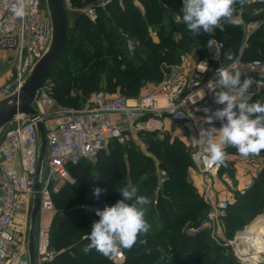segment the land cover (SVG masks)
I'll use <instances>...</instances> for the list:
<instances>
[{
	"label": "built area",
	"instance_id": "obj_1",
	"mask_svg": "<svg viewBox=\"0 0 264 264\" xmlns=\"http://www.w3.org/2000/svg\"><path fill=\"white\" fill-rule=\"evenodd\" d=\"M65 9L73 15L83 16L95 22L98 12L112 4L122 6L124 0H97L78 9L71 7L70 0H63ZM134 3L140 0H131ZM15 0H0V50L9 54L15 67L11 83L0 91V100L17 92L36 62L48 50L52 39L51 20L46 7L40 0H28L27 15L17 18L11 11ZM264 10V0H248ZM258 13V12H257ZM217 41V40H216ZM224 42H218L202 59H194L187 67L175 71L150 93L129 100L121 95H107L100 91L87 100L85 106L75 109L57 107L52 97V87L44 84L38 90L32 108L33 117L18 115L0 130V264H29L25 226L19 227V212L24 210L23 221L27 222L35 184L39 190V222L34 232L35 264H50L55 253L50 248L49 229L42 227L45 215H54L52 195L63 186L73 185L75 179L70 170L80 162L94 165L99 154L110 141L123 143L127 136L139 133L170 134L177 127L187 134L186 147L190 167L197 171L204 202L208 204L210 223L222 221L229 206L226 200H216L208 180L215 178L220 168L205 166L198 162L201 152L196 141L200 131L207 129L204 122L205 107L215 111L223 105L215 103L217 69L233 65V71L241 72V81L252 79L249 88L251 100L264 90V62L242 61L240 56L227 64L222 61ZM127 47L132 49L130 42ZM216 49L219 51L217 57ZM202 64V63H205ZM203 90V99L199 91ZM183 113V116L177 115ZM37 122L44 128L45 153L38 170L39 136ZM54 123L51 126V123ZM217 129L220 121H214ZM46 127L48 129H46ZM253 157H241L244 166H250V177L264 170V164L252 163ZM47 174L43 178L42 166ZM256 173V174H255ZM211 185V186H210ZM249 190V184L245 187ZM83 210L95 214L99 206H82ZM201 228H192L188 237H194ZM227 244H224L226 247ZM110 264H124L126 256L120 251L107 256ZM234 258L240 260L237 252ZM248 255L242 259L251 262Z\"/></svg>",
	"mask_w": 264,
	"mask_h": 264
},
{
	"label": "trees",
	"instance_id": "obj_2",
	"mask_svg": "<svg viewBox=\"0 0 264 264\" xmlns=\"http://www.w3.org/2000/svg\"><path fill=\"white\" fill-rule=\"evenodd\" d=\"M70 1L71 7L78 9L97 0ZM40 3L44 6L45 0H40ZM140 4L143 6V13L133 6L131 0H125L123 9L117 4H112L105 11L98 12L95 22H90L79 15L70 17L66 49L45 80L52 77V96L57 102L63 105L70 104L72 108L79 109L81 108L79 100L85 102L95 91L112 95L116 89L121 96L132 98L142 83L160 82L168 67L177 65L181 54L190 51L192 46L198 59L205 57L209 52L206 47L209 39L218 42L223 39L225 42L222 52V61L225 64L231 62L225 60L224 53L228 51L233 53L234 59L240 56L245 62L256 59L264 61V26H259L246 42L241 24L236 26L225 24V34L217 28L214 36H209L207 33L193 36L182 21L178 25H173L172 22L175 14L182 19L180 9L183 0H140ZM259 8L258 5L247 3L241 10L237 5L241 19L252 22L259 18L252 14ZM164 20L170 21L172 27H166ZM148 30L155 31L160 41L151 42ZM122 34H128L129 37L139 40L147 49L142 47L130 54L125 47V38ZM173 35H179L180 38L174 41L171 38ZM90 64L94 66L88 67ZM72 86L75 87L74 92L80 91L82 95L75 94L74 98L70 99ZM258 100L264 103V90L250 103ZM155 135L156 133H146L144 137L151 158L137 161L134 159L131 163L133 167H144L141 175H149L146 180L140 182V185L138 184L140 194L146 195L149 199L154 194L157 182L152 175L154 167L152 160L168 175V179L163 180V186L156 198L155 212L160 220V228L156 233L140 237L131 249H121L126 256L124 264L235 263L229 247H217V251L205 260L204 251L207 246L202 243L200 234L190 238L175 232L191 220L189 216L192 212L187 210L191 204L187 205V203L198 199V195L190 185L180 179L182 175L180 164L190 166L187 153H184L185 146L179 142L168 143L166 139H159ZM107 146L111 149L122 147L115 141L108 142ZM233 149L235 148L228 147L225 151L230 152ZM101 153L94 165L80 162L71 169L70 175L75 179V184L63 186L57 194L52 195L53 204L59 198L63 199V202L59 208H55L49 227L50 248L55 253V258L50 264H95L82 255L93 254L94 257L102 255L95 249L87 254L83 252V248L90 243L87 236L92 224L98 221L99 217L96 213L90 214L83 210L81 208L83 204L80 205V201L86 204L94 187L103 189L100 179L95 175L98 173L100 177L102 171H106L111 157L108 153L102 158ZM119 159H122L121 153ZM262 184H264V171L255 180L251 193H257ZM120 187L122 186L117 183V188ZM82 191L86 192V196L83 197ZM119 198H122L120 192L109 191L103 201L111 206ZM176 199L178 201L175 202ZM254 199L262 201L259 195ZM243 207L239 204L229 205L227 208L226 213L227 215L229 213V216L226 217L237 221L233 225L235 231L246 225L247 214L252 212L251 207L254 206ZM259 210L264 211V206H260ZM73 231L77 232L73 233ZM140 240L146 243H141ZM106 260L105 256L101 264H110Z\"/></svg>",
	"mask_w": 264,
	"mask_h": 264
},
{
	"label": "rangeland",
	"instance_id": "obj_3",
	"mask_svg": "<svg viewBox=\"0 0 264 264\" xmlns=\"http://www.w3.org/2000/svg\"><path fill=\"white\" fill-rule=\"evenodd\" d=\"M125 1V0H124ZM123 1V3H124ZM133 6H136L141 13H143V6L140 4V2L134 3L132 2ZM120 8L123 9V4L122 6H119ZM258 12V13H257ZM264 10H259L255 9L253 11V16H259L257 21L252 22V21H245L241 19V25L243 26L244 30V42L247 41V38L253 35L255 32L254 27L257 26H264ZM237 14L240 15V11L237 10ZM262 14V16L260 15ZM261 16V17H260ZM71 14L68 13V19L69 21L71 20ZM241 17V16H240ZM172 22L173 25H178L179 22L182 21L176 14L172 17ZM166 27H172L170 24V21L164 20ZM149 38L151 42L156 43L157 41H160L159 36L155 33L153 30H148ZM222 34H225V31L222 32ZM122 37L125 38V47L129 51L130 54H133L136 49L139 48H145L143 44L140 43L139 40L131 38L128 36V34H122ZM171 38L174 39V41H177L180 36L179 35H173ZM218 41V40H217ZM130 42L132 45V49L127 47V43ZM219 42H224L223 39ZM225 44V42H224ZM147 49V48H145ZM198 55L196 51L194 50V47L192 46L190 51H187L180 56V61L177 65L170 66L167 69V72L163 73V78L160 82L157 84L155 83H142L139 88L136 90L137 92L134 94L132 98H127L129 100H133L138 98L141 95L150 93L154 90L155 87L159 86L160 83L166 79L170 74H172L175 71H180L183 70L187 67V64L191 62L194 59L197 58ZM6 63L1 60V55H0V91L3 90L6 86H8L11 81L13 80L15 76V67L16 65L13 64L12 59L7 55L5 56ZM261 61V60H260ZM264 62V61H262ZM89 66H94V65H88ZM1 75L3 78H1ZM52 78V77H51ZM49 78L47 81H45V84L48 86H51L53 88L52 84V79ZM75 87H71L70 91V99L74 98L75 94L82 95L81 92L79 91L78 93L74 92ZM100 91V90H97ZM97 92L95 91L94 93L91 94V97L96 94ZM112 95H120L119 90L116 89V92ZM53 97V96H52ZM55 104L57 107H60L61 109H70L72 108L71 105L69 104H62L56 101V99L53 97ZM87 103V100L85 102H82L79 100L80 107L85 106ZM54 123H51V126H53ZM46 129H48L46 127ZM176 130L179 131L177 136L178 138H174V135L171 134H156L155 137L159 139H166L168 143H181L182 145L185 146V154L188 151V148L186 147V138L187 134L182 130L181 128L177 127ZM146 133H139V134H131L126 137L125 141L119 145L122 147L119 148H114L111 149L110 146L105 147L103 152L101 153L100 157L106 156L108 153L110 154L111 159H109L110 163L107 164L106 166V171H102L99 179L102 184L103 189H107L106 193L102 194L99 200L94 198L93 194L89 196L88 201L85 203H81L83 201H80V205L83 204L84 206H99L101 210L105 206H108V203L104 200V196L107 195V193L110 191H114L118 193L117 188V183L119 186H124L128 183H132L133 185H140V182L142 180H146L149 175H141L142 173V168H137L132 166V160H140L142 158H151V156L148 154L146 146H145V137ZM181 138V139H180ZM122 154V159H119V154ZM228 153V159H227V167L221 166L219 171L217 172V176L215 178H212L211 180H208V184L212 185V192L213 196L215 197L216 200H226L230 206H244L243 208H247V206H254L251 207L252 212L248 213L246 217L247 222L246 225L237 231L234 230V223L237 222L236 220L226 217L222 221L216 222V223H210L208 220V213H209V207L208 204L204 202L203 194H202V189L200 188V180L199 177L197 176V171L193 170L190 166H186L183 164H180V171L182 172L181 175V180H184L188 185H190L193 189L194 192L198 195V199L191 201L187 203V205L191 204V206L187 209L189 212L191 211L192 214L189 216L191 219L188 223H186L182 228L179 230L175 231L176 233H179L182 236L188 237V231L192 228H201V231L198 233L201 236V241L203 244H205L207 247L205 249V260H207L211 254L215 253L217 251V247H224V244H227L226 247H229V250L232 252L234 256V252H237L234 243H235V238L237 234H240L242 232H245L246 229L252 224V222L256 219L264 215V211H260L259 208L260 206H264V184H262L261 189L257 191V193H251L253 190V185L255 183V180L258 178V175L261 174L262 170L260 173H257L256 177H250V172H247V170L250 169V166H244L245 164L241 163L240 158L242 157L236 149L231 150ZM154 163L153 167V172L152 175L156 178V187L154 189V194L152 198L150 199V204L146 206L147 208V214H146V219L148 223L151 225L150 231L147 235L156 233L159 228H160V220L158 219V216L155 212V206H156V198H157V193L159 190H161L163 186V180L168 179V175L163 172L162 169H160L159 165L152 160ZM252 163H257V164H264V152H261L259 156L253 157L252 158ZM146 164V161H145ZM42 172H43V178L47 174L46 172V165L43 164L42 166ZM256 174V173H255ZM75 184V183H74ZM249 184V190H245V187L248 186ZM210 185V186H211ZM252 190V191H251ZM81 194L86 196V192L82 191ZM253 194V195H252ZM259 195L260 199L262 201H255V196ZM93 199V200H92ZM120 200V198H119ZM178 201V199L175 200V202ZM63 199L59 198L55 203H54V208H59V205H62ZM79 205V206H80ZM114 205V204H112ZM111 205V206H112ZM31 206V205H30ZM257 206V207H256ZM180 210H178L179 212ZM187 211V212H188ZM200 212V213H199ZM24 210H21L19 212V220L18 224L19 227L23 228L25 226V239L27 240V233L29 229V215H30V210L28 212V217H27V222L23 221L24 217ZM227 215V213H226ZM229 216V213L228 215ZM39 222V216H37V224ZM50 222L51 219L47 216H44L42 218V227L49 229L50 227ZM77 231H73V233H76ZM197 234V235H198ZM196 235V236H197ZM84 237V236H83ZM195 237V236H194ZM190 237V238H194ZM245 247V246H243ZM123 253V252H122ZM95 255V254H94ZM239 255V254H238ZM83 257H86L87 260L91 261L92 263L95 264H101L102 261L104 260L105 256L104 255H96L95 257L92 255H82ZM240 256V255H239ZM235 260V263L233 264H264V260H253V262H244L242 258L240 260ZM107 261V260H106ZM37 264V263H36ZM44 264V263H41Z\"/></svg>",
	"mask_w": 264,
	"mask_h": 264
},
{
	"label": "clouds",
	"instance_id": "obj_4",
	"mask_svg": "<svg viewBox=\"0 0 264 264\" xmlns=\"http://www.w3.org/2000/svg\"><path fill=\"white\" fill-rule=\"evenodd\" d=\"M248 0H183L180 9L182 22L193 36L207 33L214 36L218 28L224 31V25H239L240 15L237 14V5L243 10ZM28 0H15L11 11L17 18L23 19L27 15ZM217 44L215 39H209L207 48L212 50ZM217 57L219 51L216 49ZM226 61H234L231 51L225 52ZM206 65L205 63H202ZM233 65L221 66L217 69L215 88V103L223 105L215 111L208 107L203 109L204 122L209 125L200 131L197 145L201 152L198 162L205 166L227 167L228 147H233L237 152L247 158L259 156L264 151V103L259 100L250 103L249 88L253 81L246 77L241 81V72L233 71ZM203 99V90L199 91ZM183 116V113H177ZM214 121H220L221 127L217 129ZM99 178L98 173L95 175ZM107 189L94 187L93 196L99 200ZM121 199L112 206H105L103 210L97 209L98 221H94L91 231L87 236L90 241L83 248L87 254L92 249L104 256L118 254L121 249H131L142 236L149 233L151 225L146 219L150 199L140 194L139 185L128 183L118 189ZM141 243L146 241L140 240Z\"/></svg>",
	"mask_w": 264,
	"mask_h": 264
},
{
	"label": "water",
	"instance_id": "obj_5",
	"mask_svg": "<svg viewBox=\"0 0 264 264\" xmlns=\"http://www.w3.org/2000/svg\"><path fill=\"white\" fill-rule=\"evenodd\" d=\"M45 4L51 20L52 39L48 50L36 62L30 75L15 93L5 99L0 100V130L10 124L18 115L33 117L35 110L32 104L38 90L44 84L53 65L63 55L67 45V33L69 28L68 12L65 9L63 0H45ZM36 130L39 136L40 148L38 155V170L40 168L45 148L46 138L43 125L36 124ZM39 190L38 184H35V194L31 200L29 215V229L27 233V250L29 264H35L34 259V232L36 228V217L39 212Z\"/></svg>",
	"mask_w": 264,
	"mask_h": 264
},
{
	"label": "bare ground",
	"instance_id": "obj_6",
	"mask_svg": "<svg viewBox=\"0 0 264 264\" xmlns=\"http://www.w3.org/2000/svg\"><path fill=\"white\" fill-rule=\"evenodd\" d=\"M234 246L242 259L264 260V215L256 218L245 232L237 234ZM245 246V247H243Z\"/></svg>",
	"mask_w": 264,
	"mask_h": 264
},
{
	"label": "crops",
	"instance_id": "obj_7",
	"mask_svg": "<svg viewBox=\"0 0 264 264\" xmlns=\"http://www.w3.org/2000/svg\"><path fill=\"white\" fill-rule=\"evenodd\" d=\"M259 10H261V9H259ZM262 11V10H261ZM257 26H255L254 27V29H255V31L257 30ZM0 55H1V60L2 61H4L5 63H6V60H5V56H9V54L8 53H6L5 51H3V50H0ZM1 78H3V76L1 75ZM2 84H0V86H1ZM179 133V131L178 130H175L174 132H172V133H170L171 135H174L173 137L174 138H178L179 136H177V134ZM186 138V137H185ZM181 139V138H180ZM187 139V138H186ZM46 217L48 216L50 219H51V221H52V218H53V216L52 215H45ZM50 224H51V222H50Z\"/></svg>",
	"mask_w": 264,
	"mask_h": 264
}]
</instances>
